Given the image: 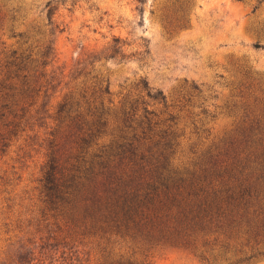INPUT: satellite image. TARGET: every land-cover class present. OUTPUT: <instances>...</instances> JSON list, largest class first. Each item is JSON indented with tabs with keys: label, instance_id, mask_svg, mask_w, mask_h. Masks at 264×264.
<instances>
[{
	"label": "trees",
	"instance_id": "obj_1",
	"mask_svg": "<svg viewBox=\"0 0 264 264\" xmlns=\"http://www.w3.org/2000/svg\"><path fill=\"white\" fill-rule=\"evenodd\" d=\"M44 9L52 24L50 1ZM52 54L46 38L0 52V155L45 129L41 200L55 221L88 231L48 236L55 244L90 237L103 258L116 257L108 264H131L119 252L123 243H168L222 264L264 255L263 79L231 77L230 131L180 157L179 113L190 114L194 131L201 124L189 111L196 84L180 85L168 103L140 77L115 104L108 84L90 77L52 107Z\"/></svg>",
	"mask_w": 264,
	"mask_h": 264
},
{
	"label": "rangeland",
	"instance_id": "obj_2",
	"mask_svg": "<svg viewBox=\"0 0 264 264\" xmlns=\"http://www.w3.org/2000/svg\"><path fill=\"white\" fill-rule=\"evenodd\" d=\"M47 1L54 8L52 24L45 17ZM44 38L53 47L52 107L90 77L108 84L115 104L140 77L168 103L180 85L196 84L200 92L189 111L199 113L200 129L193 130L189 113H179L180 157L230 131L233 118L225 106L231 77L264 80V0H0V52ZM44 130L12 141L0 155V264H108L116 257L103 258L90 237L76 234L65 246L48 237L88 231L55 221L41 200ZM119 252L131 264H222L168 243H123ZM239 264H264V255Z\"/></svg>",
	"mask_w": 264,
	"mask_h": 264
}]
</instances>
